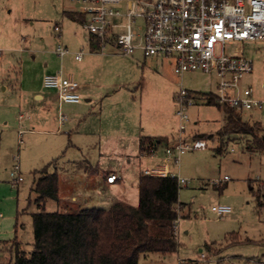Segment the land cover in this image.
<instances>
[{"label": "rangeland", "instance_id": "obj_1", "mask_svg": "<svg viewBox=\"0 0 264 264\" xmlns=\"http://www.w3.org/2000/svg\"><path fill=\"white\" fill-rule=\"evenodd\" d=\"M72 7H75L72 0H0V154L3 151L10 153L8 159L0 162V264H14L17 250L14 239L19 240L20 248L27 252L34 246L32 213L41 210L35 200L37 192L31 189L34 176L24 170L26 181L23 184H14L10 180L16 157L20 164L26 160L22 149L27 127L37 130L27 136L34 141L35 151H40L39 167L58 157L61 195L74 191L82 192L84 197V201L77 204L62 198L49 199L44 205L45 210L78 211L84 207L107 208L111 205L113 191L106 189L107 184L103 192L97 182L99 176L72 164L73 160L85 158L93 164L100 160L107 171L116 170L121 177V181L115 182L121 187L119 192L126 194L128 202L137 205L139 173L146 167L148 159L140 155L138 140H132L128 157L104 150L101 153L100 144L104 149V144L115 145L117 134L124 131V127L129 130L138 125L141 107L144 108L141 119L147 129H152L153 123L156 130L177 131L176 138L179 139L176 94L181 88L193 91L195 97V103L187 107L191 121L184 139L192 144L194 139L204 138L208 146L189 149L181 155L178 165L171 164L172 171L186 179L179 190L182 207L177 219V250L166 255L143 253L139 264H180L184 259L198 260L199 264H225L228 261L264 264V204L259 205L257 196L260 191L264 199V153L252 147L250 135L222 131L226 113L218 104L208 103L205 94H218L219 77L201 70L179 74L169 58L146 56L139 49L125 53L113 44L101 47L93 40L90 44L86 40L88 32L83 21H79L73 12L71 17L65 14ZM59 46L70 51L65 55L63 65L57 53ZM241 47L254 61L253 70L242 77L241 85L251 86L254 95L264 99V40L249 41ZM45 48L53 50V58L63 75L68 74L67 68L82 63L97 83L85 130H74L70 137L65 132L69 122L64 124L60 115H68L69 108L87 103L86 93L80 92L82 98L78 104L63 102L64 106L58 107L62 103L58 102L52 115L48 108H41L32 92L25 88L21 90L23 84L24 87L33 82V66L45 60ZM228 50L233 52V47L229 46ZM71 51H84V59L76 60ZM99 84L107 86L104 88L111 93H102ZM21 98L26 104L36 103L34 110L19 107ZM101 110L105 117L99 120L98 111ZM121 110L123 117L119 114ZM21 113L24 114L22 118ZM242 114L249 122L264 124V107L245 110ZM6 121L8 123L4 124ZM57 127L61 129L56 134L46 132V129ZM20 128L24 132L21 135L17 133ZM61 139L64 146L50 154L48 144H59ZM63 151L65 153L60 156ZM54 168L52 166L51 170ZM88 174L90 181L86 179ZM225 175L227 179H224ZM218 204H229L233 210L219 215L212 209ZM7 221L11 222L10 226ZM233 233L239 239L249 237L254 241L235 243L226 248L225 245L235 239ZM3 238H11L8 247L3 245ZM206 243L211 244V250L206 248ZM202 252L209 258L203 259ZM218 258L223 261H217Z\"/></svg>", "mask_w": 264, "mask_h": 264}, {"label": "built area", "instance_id": "obj_2", "mask_svg": "<svg viewBox=\"0 0 264 264\" xmlns=\"http://www.w3.org/2000/svg\"><path fill=\"white\" fill-rule=\"evenodd\" d=\"M73 11L84 18L83 27L88 38L105 47L113 44L125 53L141 50L146 56H162L171 60L175 72L201 70L216 74L218 101L240 110L261 109L264 99L254 95L251 86H242V77L254 68V61L243 51L241 44L264 40V0H72ZM59 28L58 26H56ZM233 47V52L228 47ZM61 54L68 52L59 47ZM1 55V54H0ZM83 51L76 53L81 59ZM44 85L55 89L62 102L81 101L80 84L62 73L46 74ZM176 115L179 118V139L174 144L164 145L159 155V145L147 157L160 161L144 168L147 175L176 176L178 184L186 179L171 169L178 165L181 155L189 150L207 147L203 138L188 143L184 138L191 119L187 107L195 103L189 90L181 88L176 94ZM61 120L67 115L61 114ZM16 159H18L16 157ZM10 177L13 183L24 180L18 160ZM117 175L108 176L113 182ZM228 176L225 175L224 179ZM219 215L232 210L229 204L213 205ZM201 257H209L202 252ZM217 261H223L218 258ZM225 264H236L228 261Z\"/></svg>", "mask_w": 264, "mask_h": 264}, {"label": "trees", "instance_id": "obj_3", "mask_svg": "<svg viewBox=\"0 0 264 264\" xmlns=\"http://www.w3.org/2000/svg\"><path fill=\"white\" fill-rule=\"evenodd\" d=\"M65 14L71 17L70 11ZM79 17L81 14L73 12ZM75 16V15H74ZM189 91V96L195 97ZM208 103H216L226 113L222 131L241 133L252 137V147L264 153V124L249 122L243 117V110L227 104H220L218 95L205 93ZM159 144L170 145L168 137L142 136L140 154L150 153ZM56 160L36 171L33 190L37 192L36 203L41 210L32 213L34 246L32 251L17 246L14 264H139L140 257L147 252L164 255L178 248L177 219L180 185L176 176L147 175L141 172L139 178V203L131 204L117 199L109 207H89L78 211H47L44 208L49 199H59V173L52 166ZM258 203L264 199L258 191ZM234 235V236H233ZM230 244L254 241L239 239L232 234ZM206 248L212 249L210 243ZM180 264H199L198 260H183Z\"/></svg>", "mask_w": 264, "mask_h": 264}, {"label": "crops", "instance_id": "obj_4", "mask_svg": "<svg viewBox=\"0 0 264 264\" xmlns=\"http://www.w3.org/2000/svg\"><path fill=\"white\" fill-rule=\"evenodd\" d=\"M66 11L75 12V11H73V8H70ZM86 40L88 41V43L91 44L92 40L88 38V35L86 37ZM94 43H96V42H94ZM59 47H61V46H59ZM59 47H58V49H59ZM17 49L18 48H16L14 51H16ZM91 49H93V48H91ZM69 52L70 51H68L64 54H61L59 51H57V53L61 56V59H60L61 65H63V63L65 62V60H66L65 55L68 54ZM71 52H73L76 60L82 61L84 59V53H85L84 51H83V57L81 59L76 58V53H78L80 51H77V52L71 51ZM44 55H45V60L42 62V64L40 63L39 65L36 64L33 66V70H32V73L34 76L33 82L27 84V86H24V87H23V85H24L23 84L21 90H23V88H25V89H27V91L32 92L33 97L41 105V108L44 110H46V108H48V110L50 112H52V115H53V109L56 110L57 103L62 102V101L59 99L57 91L55 89H50V88L45 87L44 76L46 74L62 73V70H58V69H60L59 68L60 66L56 63L55 58H53V50L52 49L45 48L44 49ZM153 57L158 58L157 56H153ZM0 58H1V55H0ZM67 69H68V74L64 75V76L72 77L73 79L77 80L80 84L79 92L82 91V93H86L88 95V98L86 99L87 103L81 104V105L73 107V108H69V112H67L69 117L67 114H65V115H67L68 118L64 119L62 122H64V124L69 122V124L66 126L67 128L65 129V132H67L69 137H70L72 135V131H74V130L75 131L76 130H83V131L85 130L84 126L86 125V123L89 120V117L91 116V108H93L91 103H93V101L95 99L94 98V96L96 95V85L95 84H97V83L91 77L90 73H88V67L86 66V64L78 63V66L67 68ZM99 85H101V84H99ZM99 87H101V89H103L102 93H106V95L111 93L110 91H107L104 88L107 86L101 85ZM109 87H112V86H109ZM6 88H7V86L4 87V89H6ZM20 100L22 101V103H21V106L19 105V107H23V108L28 109V110H30V109L34 110L36 103L26 104V103H24L23 98H21ZM80 102H78V103H80ZM78 103H69V104H78ZM63 104H65V103H63V102L59 103L58 107H63L64 106ZM67 104H68V102H67ZM118 108H122V110H123V107H118ZM122 110L119 112L121 117H123V112H124ZM134 111H136V110H134ZM143 111H144V108L141 107L140 120L138 122V125L135 124V126L129 130L123 126L124 131L117 134L118 139H117V142L114 143L115 145L109 146L108 143H107V145L104 144V146H105V149H104V148H102L103 144H100L99 148L101 150V153H103V150H104L105 152L109 151V152H112L113 154H115L117 152L118 154H121L122 156L125 155L128 157L130 155L129 154V148L131 147L132 140L134 141V139L136 142L138 140V150L140 153V139L142 136L168 137V140L171 144H174L176 142L177 131H175V132L171 131V132L165 133L163 130H156L155 125L153 123H151L152 129H147L146 125L144 124L143 119H141ZM98 112L99 113H98L97 118L99 120H101L102 118L105 117V113H103L102 110L98 111ZM20 115H21V118L24 117L23 113H21ZM49 120L50 121L53 120V116L50 117ZM7 123H8V121H6L4 124H7ZM125 123H127V122H125ZM93 128H96V126H94ZM60 129L61 128H59V127L49 128V129H46V132L53 135V133L54 134L58 133L60 131ZM35 132H37L36 128L33 130L29 129L28 127L26 128V132H25L26 138H25V142H24V147L22 149V156L26 160H24L23 163L20 164L19 160L16 159V160H18V162L20 164V173H21V175L24 176V180L21 182H18L17 184H23L26 181V178L24 175V170L30 171L33 174L34 184H35L36 179L39 177V174H36V171L39 170L40 168L44 167L48 163H51L53 160H56L55 169L57 170L58 157L53 158L51 161L47 162L42 167L38 166L40 163V157H39L40 151L39 150L35 151V145L33 144L34 141H32V139L29 140V137L27 136V134H33ZM17 133H19L20 135H21V133L23 134L24 133L23 128H20L17 131ZM14 136H15V133H14ZM58 143L59 144H55V143L53 144V142H52V143L48 144L47 149L50 151V154L53 153V150L60 149L61 147H63L65 142L62 141V139H61ZM163 146H164V144L159 145V152H158L159 155H161L163 153ZM207 146H208V142H207ZM21 147H22V142L19 143V150L21 149ZM64 153H65V151H63L60 156H62ZM9 154L3 151L0 154V162H2L4 160V158H6V157L8 159ZM147 158L148 159H147L146 167L153 166L160 161V158H157V157H147ZM16 160L13 163L12 168L14 167ZM72 164L73 165L77 164L79 167L84 169L85 172H89V174L99 176L97 182L100 183L99 187L102 188L103 192L106 191L105 187L107 184L106 189H110L113 191L112 192L113 195L111 194V197H110L111 204L117 199H121V200L128 202V200L126 199L127 196L126 197L124 196L126 194L123 195L122 192L120 193L119 191L121 190L120 189L121 187L117 183H115L116 181H121V177L119 176V174L116 170L110 169L107 171L104 168L105 166H103V164H101L100 160L96 161L95 164H93V162H91L87 158H85L84 160H73ZM0 166H1V163H0ZM12 168H11V170H12ZM57 172H58V170H57ZM141 172H143V170L140 171L139 178H140ZM89 174L86 175L87 181H90L89 180L90 178L88 177ZM113 174L117 175L116 180L113 182L108 181V176L113 175ZM101 177H102L103 181L101 180ZM139 178H138V185H139ZM10 180H11V177H10ZM93 181H94V179H93ZM11 182H12V180H11ZM14 184H16V183H14ZM31 189H30V191H31ZM82 194H83L82 192L72 191L69 194H67L66 196H62L61 195V179H60V175H59V198L60 199L62 198L64 200L71 201L72 203L77 204L79 202L84 201V199H83L84 197ZM114 194H115V196H114ZM120 195H123V196H120ZM138 203H139V201H138ZM92 207H97V206H92ZM84 208H89V207H84ZM179 210H180V208H179ZM232 210H233V208H232ZM232 210L230 212H232ZM230 212H228V213H230ZM10 223H11L10 221H7V225L10 226L11 225ZM7 235H10V233H8ZM246 238H249V237H246ZM1 241H3V245L5 247H8L7 245H9L11 238H7V239L3 238V239H1ZM14 241H17V239H14ZM230 245H233V244H230ZM230 245H228L227 247H229ZM202 249L203 248H201L200 250H202ZM223 249H225V248H223ZM221 255L224 256L223 254H221ZM184 260H188V259H184Z\"/></svg>", "mask_w": 264, "mask_h": 264}]
</instances>
